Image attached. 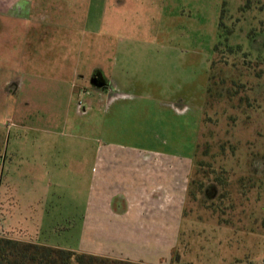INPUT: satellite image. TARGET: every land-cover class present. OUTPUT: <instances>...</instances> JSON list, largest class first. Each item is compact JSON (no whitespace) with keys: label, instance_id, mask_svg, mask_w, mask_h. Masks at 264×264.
<instances>
[{"label":"rangeland","instance_id":"374dc122","mask_svg":"<svg viewBox=\"0 0 264 264\" xmlns=\"http://www.w3.org/2000/svg\"><path fill=\"white\" fill-rule=\"evenodd\" d=\"M136 2L140 9L133 41L117 40L118 35L125 36L124 32L129 31L127 25L113 32L109 23L101 35L103 41L100 34L85 33L80 23L73 27L45 26L43 36L47 37L40 49L49 50L56 62L46 66H58L61 56L56 53L66 47L74 57L81 55L76 59L80 74L87 76L88 63L97 60L106 73L103 75L97 67L93 74H102L111 84L112 48L119 46L125 52L130 46L134 57L129 77L151 83L152 89L144 92L156 98L144 107L143 121H134L136 117L131 116L130 140L193 163L188 195L182 205L184 215L174 235L175 247L171 257L157 255V261L264 264V0ZM32 13L35 15V8ZM222 15L224 26L220 29ZM24 30V70L14 64L21 55L20 38L6 44L7 53L0 56V223L12 235L13 226L35 232V50L39 42L31 38L32 28L25 26ZM52 34L59 35L58 39L51 41ZM37 37L43 38L35 33ZM121 76L128 77L119 71L118 81ZM91 78L86 89L73 92V96L78 105L84 101L87 106L90 95L97 99L96 93H101L99 108L105 103L99 101L112 93L92 85ZM134 93L139 99V92ZM198 116L203 119L200 132ZM92 125L94 129V121ZM59 126L50 145L91 144L89 140L82 143V131ZM40 134L46 136L45 132ZM52 191L58 200L59 193ZM74 195L71 187L66 188L62 204L58 202L59 208L53 211L56 217L50 218L57 228L45 225L43 240L79 246L82 207L70 208L74 203L68 199ZM7 211L13 216L10 225ZM8 231L4 235H9ZM164 237L171 238L169 234ZM134 247L126 252L148 261L155 259L149 252L151 245H145L146 250L137 243Z\"/></svg>","mask_w":264,"mask_h":264},{"label":"crops","instance_id":"0c3cea01","mask_svg":"<svg viewBox=\"0 0 264 264\" xmlns=\"http://www.w3.org/2000/svg\"><path fill=\"white\" fill-rule=\"evenodd\" d=\"M137 9L140 6L136 0H0V56L6 55V44L20 38L21 55H17L15 61L19 62L14 64L24 66L25 26L32 28L31 38L39 42L38 50H35V232L24 226H13L15 235H12L1 221V233L8 231L14 238L149 264H161L157 255L159 258L171 255L177 241L174 235L178 234V220L184 215L182 205L188 195L193 163L130 140L131 116L136 117L134 121H143L144 107L156 99L147 97L144 92L152 89L151 83H140L129 77L134 57L132 48L129 46L125 52L120 51L119 46L112 48V94L99 101L105 102L99 108L97 100L102 97L101 93H96L97 99L90 95L85 106L84 101L78 105L73 92L77 94L81 88L86 89L89 76L97 67L105 74L104 66L93 60L88 63L89 74H80L76 59H81V55L74 57L63 47L56 53L61 56L58 66L47 67L49 62H56L51 59L49 50L40 49L47 37L43 36L47 32L45 26L73 27L79 23L85 27V33L100 36L109 23L113 32L117 27L127 25L129 31L124 32L125 36L117 34V40L133 41ZM35 33L43 38L35 39ZM55 35L52 34L51 41L58 39L59 35ZM100 41H103L102 36ZM15 47L17 51V45ZM119 71L128 77L121 76L118 81ZM129 90L131 94L126 92ZM134 90L139 92V99L135 98ZM165 103L166 100H162V104ZM179 105L175 104L176 107ZM201 119L198 116L199 132ZM61 124L70 130L82 131V143L89 140L91 144L50 145L52 134ZM138 127L142 126L139 124ZM41 131L46 136L41 135ZM69 182L72 184L68 185ZM69 187L75 192L74 198L68 199L74 203L70 208L82 207L78 247L62 246L43 240L41 236L45 225L50 229L57 228V223H51L50 218L56 217L53 211L59 208L58 202L62 204ZM52 189L59 193L58 200ZM75 204H79L78 207ZM9 212H6V217H10L8 225L13 218ZM165 234L171 238H162ZM135 243L144 250L147 249L145 245H151L149 252L155 259L148 261L136 254H128V247L134 249Z\"/></svg>","mask_w":264,"mask_h":264},{"label":"trees","instance_id":"16d2710c","mask_svg":"<svg viewBox=\"0 0 264 264\" xmlns=\"http://www.w3.org/2000/svg\"><path fill=\"white\" fill-rule=\"evenodd\" d=\"M223 15L219 28L224 26ZM218 45L215 49L218 50ZM211 87L208 89L210 93ZM0 264H149L118 259L0 234ZM249 264H256L250 262Z\"/></svg>","mask_w":264,"mask_h":264},{"label":"water","instance_id":"95a60500","mask_svg":"<svg viewBox=\"0 0 264 264\" xmlns=\"http://www.w3.org/2000/svg\"><path fill=\"white\" fill-rule=\"evenodd\" d=\"M101 75L94 73L91 78V84L94 86L102 87L104 85L105 80L102 78Z\"/></svg>","mask_w":264,"mask_h":264},{"label":"flooded vegetation","instance_id":"af4514ba","mask_svg":"<svg viewBox=\"0 0 264 264\" xmlns=\"http://www.w3.org/2000/svg\"><path fill=\"white\" fill-rule=\"evenodd\" d=\"M97 73V72H96ZM98 74V73H97ZM106 82H104V85L102 86V87H99L100 89H102V90H105L106 91V93L108 94V93H110V92H112V89H111V84H109L108 82H107V80H105ZM96 87H98V86H96ZM108 95H110V94H108ZM108 95H106V97L108 96Z\"/></svg>","mask_w":264,"mask_h":264},{"label":"built area","instance_id":"2783aa9c","mask_svg":"<svg viewBox=\"0 0 264 264\" xmlns=\"http://www.w3.org/2000/svg\"><path fill=\"white\" fill-rule=\"evenodd\" d=\"M79 102L82 103V100H80Z\"/></svg>","mask_w":264,"mask_h":264}]
</instances>
